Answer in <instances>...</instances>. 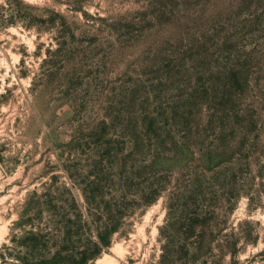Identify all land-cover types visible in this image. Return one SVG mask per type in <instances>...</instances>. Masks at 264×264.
<instances>
[{
	"label": "rangeland",
	"instance_id": "rangeland-1",
	"mask_svg": "<svg viewBox=\"0 0 264 264\" xmlns=\"http://www.w3.org/2000/svg\"><path fill=\"white\" fill-rule=\"evenodd\" d=\"M98 233L83 264H264V0H0V264Z\"/></svg>",
	"mask_w": 264,
	"mask_h": 264
},
{
	"label": "trees",
	"instance_id": "trees-1",
	"mask_svg": "<svg viewBox=\"0 0 264 264\" xmlns=\"http://www.w3.org/2000/svg\"><path fill=\"white\" fill-rule=\"evenodd\" d=\"M20 14H22V13L18 12V15H20ZM15 15H17V14H10L8 16V19H12V17ZM23 15H25V14L23 13ZM47 21L49 23H53L54 18L49 17L47 19ZM107 243H108L107 238L105 236L101 235L100 233H98L96 240H89L86 249H84L80 252V257H79V261L77 262V264H83L89 258H95V256L100 252L101 246H103V244H107Z\"/></svg>",
	"mask_w": 264,
	"mask_h": 264
}]
</instances>
